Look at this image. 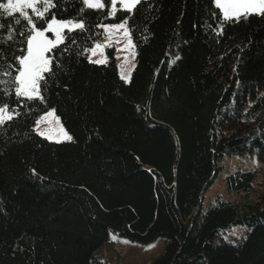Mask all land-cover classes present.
I'll list each match as a JSON object with an SVG mask.
<instances>
[{
    "label": "trees",
    "instance_id": "16d2710c",
    "mask_svg": "<svg viewBox=\"0 0 264 264\" xmlns=\"http://www.w3.org/2000/svg\"><path fill=\"white\" fill-rule=\"evenodd\" d=\"M102 2L59 0L51 9L82 15L86 27L49 54L56 68L44 101L21 104L2 83L12 77L0 74V106L14 110L0 124V264H102L96 251L110 233L164 238L145 264H264V189L254 169L225 172L238 198L217 195L202 210L225 158L264 162V13L225 19L213 0H142L110 18L111 0ZM16 19L0 9V63L26 51L19 31L29 29ZM124 19L135 52L128 81L113 48L103 64L84 51L101 40L97 25ZM47 109L72 140L36 133ZM235 226L244 229L231 242Z\"/></svg>",
    "mask_w": 264,
    "mask_h": 264
},
{
    "label": "snow or ice",
    "instance_id": "6c2138e0",
    "mask_svg": "<svg viewBox=\"0 0 264 264\" xmlns=\"http://www.w3.org/2000/svg\"><path fill=\"white\" fill-rule=\"evenodd\" d=\"M59 0H7V3H0V9H3L4 13H7L9 17L19 14L21 19H16L15 24L20 25L21 29L28 28L29 31H19V35L25 37L24 40L20 41V44L26 43V51L24 47H18L12 52V61L6 63H0V74L12 77L10 81H3L2 83H11L14 88L15 96L23 98L21 104L24 101H44L45 97L42 95V91L47 90L48 82L51 75H54L56 65L54 63V57L49 55L53 49L60 51L58 45L63 44L66 39H72L71 33L81 30L83 31L86 27V22L83 16L77 14L76 18H64L65 13L59 10L55 13H51V9L57 8ZM120 3L121 10L132 13L142 0H111V11L108 16L114 18L116 16L117 3ZM215 5L222 9V13L225 19H231L233 17L239 19L241 16H246L251 12L264 13V0H213ZM84 8L87 9H103L105 7L102 0H82ZM31 10L32 15L28 11ZM83 12V8L81 9ZM49 14L51 18L48 19ZM36 18L35 20L32 16ZM60 17L59 19L57 17ZM38 21H44L37 26ZM26 22V24L24 23ZM128 20L124 19L119 23L97 25L102 27L105 33H109V43L111 42V31L123 30V35L128 38L127 49H134L133 42L131 40V33L128 28ZM4 25L0 23V29H3ZM48 33L54 35V39L49 38ZM8 40H12L11 35L8 36ZM118 42V41H117ZM0 43H3L0 41ZM102 46L95 44L91 49L93 53ZM67 50V46L65 48ZM85 52L89 49L85 48ZM133 59L135 58V52H132ZM0 59H6L3 56V49L0 48ZM91 63L103 64L105 60H92L91 56L88 57ZM180 59V57H176ZM127 61V57H125ZM18 65V66H17ZM51 65V67H50ZM134 67V65H133ZM48 74V75H46ZM121 79L127 80V75L121 73ZM14 110L10 109L8 103H3L0 106V124L5 121L13 119ZM55 110L46 111L45 116L41 117L36 121L37 129L42 121L46 117H52ZM16 115H19L16 113ZM51 131V129L49 130ZM59 133L66 140H72V136L68 134L63 127L59 128ZM38 134L45 136V138H51L50 135H46L44 132L38 130ZM57 143L60 142L58 139Z\"/></svg>",
    "mask_w": 264,
    "mask_h": 264
},
{
    "label": "rangeland",
    "instance_id": "374dc122",
    "mask_svg": "<svg viewBox=\"0 0 264 264\" xmlns=\"http://www.w3.org/2000/svg\"><path fill=\"white\" fill-rule=\"evenodd\" d=\"M118 6L121 7L119 2L117 3V7ZM219 9L222 12V9ZM122 33L123 30H112L110 37L111 42L109 43V33H105L103 29V36L101 40L95 43L100 44L102 47L100 49H97L95 53H93L91 49L95 46L94 44L89 50L88 57L91 56L92 60L103 59L106 62L108 59L106 49L113 48L114 56L118 65L119 75L121 77V73H125L127 75V80H123L128 81L134 68V59L132 56V52L134 51V49L126 48L128 38L125 37ZM48 36L52 39L55 38L52 33H48ZM125 57H127V61H125ZM49 110L53 109H47L46 111ZM46 111L41 113L36 118V121L41 117H44ZM36 121L34 124V130L37 134L39 130L40 132H44L46 135H50V139L40 135L48 141L56 142L58 139L60 140V142L69 141L64 139L59 133V128L63 127L65 129V127L63 126L60 118L56 113H54L52 117H46L45 120L40 123L38 129ZM50 129L51 131H49ZM65 131L67 130L65 129ZM68 134L71 135L69 132ZM223 164L224 169L220 172L218 177L215 179L213 184L204 195L202 210H205L208 203L217 195H220L230 201H234L238 198L237 194L229 192L226 189L223 182V176L225 172L234 170L237 167L254 169L256 171V181L254 183L255 188L264 189V162L258 161L254 156H233L225 158ZM243 229L244 227L242 226L232 227V229L229 230L227 234V239L231 242L236 241ZM234 232H236V234H234ZM164 243V238H156L150 242L141 243L131 241L130 239L119 236L118 234L110 233L104 243H102V245L97 249L96 254L102 264H145L150 262L161 252Z\"/></svg>",
    "mask_w": 264,
    "mask_h": 264
}]
</instances>
